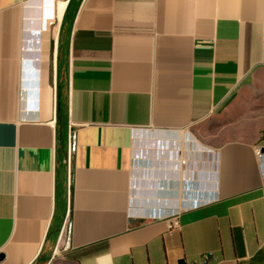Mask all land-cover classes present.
Masks as SVG:
<instances>
[{"label":"crops","instance_id":"obj_1","mask_svg":"<svg viewBox=\"0 0 264 264\" xmlns=\"http://www.w3.org/2000/svg\"><path fill=\"white\" fill-rule=\"evenodd\" d=\"M262 71L264 0H0V264H247Z\"/></svg>","mask_w":264,"mask_h":264},{"label":"rangeland","instance_id":"obj_2","mask_svg":"<svg viewBox=\"0 0 264 264\" xmlns=\"http://www.w3.org/2000/svg\"><path fill=\"white\" fill-rule=\"evenodd\" d=\"M244 96H245L244 99L246 101L243 103H246L245 104L246 108L250 107L253 111L256 112V110L259 107L264 106V71L257 73V75L253 79V83L251 84L250 89L244 93ZM241 103L242 102L240 101L237 107H235V110L238 111L237 112L238 114L236 113L235 116L237 122L241 121V109H242ZM225 122H226L225 119L222 120L212 119L207 123L206 126H204L201 129V134L203 136L205 135L211 138L217 137V142L220 143L222 140V138H220L221 135L220 129L222 124Z\"/></svg>","mask_w":264,"mask_h":264},{"label":"built area","instance_id":"obj_3","mask_svg":"<svg viewBox=\"0 0 264 264\" xmlns=\"http://www.w3.org/2000/svg\"><path fill=\"white\" fill-rule=\"evenodd\" d=\"M75 130L73 129L72 125L70 123L67 124V143H66V156H65V163L67 166V172H68V177L70 176V171H71V163H72V157L75 149ZM257 154H260V151L257 150ZM69 180V178H68ZM68 215V211L66 213V217ZM175 224V223H174ZM67 220L64 219L61 231L58 236V240H62L65 238V240H68L67 236ZM211 258L210 254L204 255L203 256V262L202 264H207V261Z\"/></svg>","mask_w":264,"mask_h":264},{"label":"trees","instance_id":"obj_4","mask_svg":"<svg viewBox=\"0 0 264 264\" xmlns=\"http://www.w3.org/2000/svg\"><path fill=\"white\" fill-rule=\"evenodd\" d=\"M230 99H228L227 101H225V103L223 104V106L226 105L230 101ZM247 264H264V251H262V250L258 251L255 254V256L250 261H248Z\"/></svg>","mask_w":264,"mask_h":264},{"label":"water","instance_id":"obj_5","mask_svg":"<svg viewBox=\"0 0 264 264\" xmlns=\"http://www.w3.org/2000/svg\"><path fill=\"white\" fill-rule=\"evenodd\" d=\"M261 151L264 153V148H262ZM177 263L178 264H184V261L183 260H179Z\"/></svg>","mask_w":264,"mask_h":264}]
</instances>
